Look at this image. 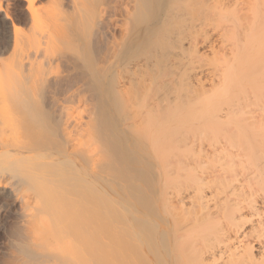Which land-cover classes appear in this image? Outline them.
Here are the masks:
<instances>
[{
	"label": "bare ground",
	"instance_id": "6f19581e",
	"mask_svg": "<svg viewBox=\"0 0 264 264\" xmlns=\"http://www.w3.org/2000/svg\"><path fill=\"white\" fill-rule=\"evenodd\" d=\"M25 1L30 2V0H25ZM140 1L142 4L146 3L145 0H144V2H143V0H140ZM146 1H148V0H146ZM148 3H150V2L148 1ZM148 3H146L144 7H146V5H148ZM155 3H157V2H155ZM157 5L160 6V4H157ZM161 5H163L164 10H166V15L164 18H166V16H167L168 22L172 20L171 23L173 22L172 23V25L174 24L173 27H175V29H177L176 33H174V39L177 40V41L176 40L175 41L180 46L188 44L189 46H192L194 48L193 45H195V49L192 48V50H196V51L194 53H192L186 59V62H185V60H183L184 64H182L183 62L180 63V69L181 70H182L181 64L184 67L188 63V65H189V67L187 68L188 71L192 67V70L189 73L187 72V69L182 70V71H185L186 73H188V75H189L188 76L187 74L182 73L183 76H185V75L188 76L189 81L187 79L186 80L188 82H190L191 84H193V87H192L193 89H191V90L188 87L189 85L186 86L185 85L186 83L184 84L186 87V90H188L187 96L190 97L191 94H194V93L197 95L196 90L198 88H199V90L201 89V91H203L202 93H205L204 91L207 90L208 86L205 87L204 85H208V84H205V82L209 80V83L211 82V85L209 84L210 86L208 88L209 89L213 88L212 89L213 92L215 91L218 93V100L217 101L221 102V105H223L222 104L223 100H225L224 103H226L227 101L232 102L235 99H237V102L239 104V106H236L234 104H229L230 106L228 105L226 107L227 108L226 112H225V110H222L225 112V113L223 112L224 115H222V111H220L221 105L218 106L217 105L218 102L216 104H213L212 112H210V115H208L206 117L201 116V115L198 116L197 122H195L194 124L191 125V127H189L190 130L192 129L191 131L188 128L187 129L186 128L181 129V130L184 129L183 132L182 131L180 132V133H183L182 134L183 137L181 138L182 135L179 136L180 138L177 137L178 138L176 140L177 142L174 140L175 139L174 135L171 138L168 135L169 139L166 137L168 134L167 132H169V134H173V132L176 133L177 126H175L173 123H171L168 127L164 128L162 131H160V134H159V132L154 134V138L152 136V138H153L152 142H154V144H157V146L156 145H154L155 147L153 146L154 147L153 151L156 155L157 153L159 154V151H162L161 145L163 146L165 143H166V145L163 146L164 147L163 150L165 149L166 153H168L167 151H169V152L173 151V147H172L173 145H175V146L177 145L180 148L182 144L179 145L178 143L182 140L184 141V139L186 140V138H184L186 132H190V133H187V134H189V136L193 134L192 131H194V134L195 133H197V134L202 133V135L198 134L197 136L195 134V136H196V138L194 136L195 139L192 137L193 135L191 136V139L193 138L197 142L194 140H192V142H191V140L190 141L188 140L190 145L192 144V147L194 149L191 148V146H189V149H188V145H189L188 141L186 142L187 145L183 144L184 148H187L188 150L191 149L190 150L191 152H193L192 151V149H193L196 152V154L194 153V155H193V157H194L193 159H192V155L190 153H188V154L191 155V157H189L188 154H184V152H183L184 148H183V150L173 151V154H174V152L175 153L177 152L179 157H183V159H179L177 157L178 156L177 153L175 154L176 156L173 155V157L172 156L171 157L170 156H168V157L161 156L160 157V155H162L160 153V155L158 157V158H160V160L162 158H163L162 160H164V158L168 160V161L164 160V161H166L165 162L166 164L163 162L164 166H163L162 160H161V165L163 166V171L160 172V174H158L159 173L158 172L157 173L158 175L156 174L157 178L159 176V179H160V180L158 179V181H160V182L157 183L158 186H160V190H159L157 199L155 200V203H154L155 207H153L162 213L161 218L164 222V225H166L165 228L163 230H161L165 236L164 237L165 239L162 238L164 240L163 241L164 246H163L162 242L160 241L162 246H163V251H165L164 252L165 256L161 259V260H163L161 262V264H264V98H263L264 97V0H162ZM147 7L149 9V6H147ZM156 8H157V6H156ZM2 9H3V7L0 5V11H2ZM28 10H29V8H28ZM140 10L142 11V8ZM151 11L148 10V14ZM137 12H140L139 8H138V10H136V16H134L135 18L138 17ZM144 12H145V10L143 11V13ZM130 15L131 14L128 15L129 19L131 18ZM144 16L147 17L146 14ZM5 17L7 19L11 18L9 16V14H5ZM145 17H143L142 19L140 17L141 21L144 20ZM126 19H128V17ZM134 20L136 21L137 19H134ZM147 20H151L150 17L148 19H146L145 21H147ZM138 22H140V21H138V20L136 21V23H135L136 26H138L137 25ZM143 23H145V22L143 21ZM161 23H163L162 25H160L162 27V26H165L166 24L164 25V23H167V22L163 21ZM140 24L141 23H139V25ZM14 26L15 25H13V28H14ZM160 26H158V29H161ZM126 28H125V31H127ZM131 28L128 30L130 32H132V31L134 32L133 29L131 31ZM162 28L165 29V27H162ZM139 29H140V27H139ZM223 29H225L227 32L218 31V30H223ZM122 30L124 31V29H122ZM155 30H157V29L155 28ZM14 31L15 32L17 31V27ZM138 31H139L138 33H140V30H138ZM148 31L149 30H147V32ZM124 32H120V34H122ZM153 32L155 34V31H153ZM138 33H136V34L138 36H140ZM216 33H218V34L213 36ZM224 33H226L227 35H225ZM158 34L160 35V33H158ZM124 35H126V34H124ZM159 35H157V38H154L153 40L157 39V41H158V39H159L158 37H160ZM120 36H122V35H120ZM154 36H152V37H154ZM125 37H123V38H125ZM199 38L203 44L198 42V41H200ZM212 38H213V40H212ZM139 40H141V39L139 38ZM6 42L8 43L7 47L10 48L12 46V41L7 40ZM228 42H230L229 45H228ZM141 43L142 42H139V44H141ZM147 43H150V42L147 41ZM198 43L202 44L204 48L202 47V45H201V47L203 49L206 48V51L208 49L210 52H212V55H214L213 56L214 61H213V58L211 59L212 63L210 61L207 62L208 64L206 62H205V64L202 63V61H203L202 57H204L202 54H205V51L204 52H201L202 50L199 51V49H201V47L200 48L197 47ZM143 44H146V43H142L141 46ZM226 45H228V47H231L230 48L231 51H230V53H228V54H230V57L226 56L227 53L223 54L221 52L222 50L224 52L223 48H225ZM138 46L136 45L135 49L133 50V51H135V53H138L137 50H140V48ZM147 46L150 49L151 45L147 44L144 47H147ZM217 46L219 47L218 49H216ZM137 47H138V49H137ZM144 47H141L144 49V50L141 49L142 52L145 50L146 51L149 50V49L147 50V48L145 49ZM228 47H226L227 50H228ZM226 48H225V52H228L229 50L226 51ZM8 50L9 49L7 48V51ZM143 53H146V52H143ZM1 54L3 55V53H1ZM129 69H131V67ZM125 70L127 72L128 69H125ZM125 70H122V71H125ZM49 71H50L49 69L47 71L42 70V72H40V74L38 73L39 75H41V76H39L40 79L43 77V81L46 84V85H43L44 87L46 86L43 91H41L43 88L42 89L40 88L41 89L40 91H38L37 89L35 91H33L34 89L30 90L27 88L29 90L28 91L27 89L24 88V90L20 89L19 91H13V92L9 91L7 93L0 92V187L5 186V188H7L10 191L8 194V196H9L8 200L7 199H6L7 201L4 200L5 202L9 203V200H11L10 203L13 205L14 204L18 205V203L20 204L19 210L17 211V213L12 212L13 216L16 220H15V222H13L12 226L9 227L11 229L9 232L10 237L9 236L8 237L12 238V240H13L12 241L13 243L10 241H9V243L10 244L12 243V245H13V246L10 245L12 247V250L15 249L14 252L12 251L13 255H14V253H16V250H17V253L19 252L20 255L22 253L23 255H25V257H27L30 260V264L31 263L32 264H69L68 259L66 257L67 251L69 253V251L72 252L74 248H77V250L76 249L75 250L78 253V251L80 250V249L78 250L79 247L82 246V247L86 248V246L84 244L89 245V243L92 242V239L89 240L88 237H86V235H87L86 231L88 232V230H86L87 228H85L86 227L85 225L87 223V222L85 223V220L86 219L88 220L89 219L88 217H90L94 223H96V221L98 222L100 220L103 221L100 217V215H102V214L99 213L98 210L102 211V209L106 210V208H107L109 211L112 208L113 212L112 213L108 212L109 214H112L111 216H113V214H115L114 213L115 208H116V211L119 210L118 207L114 206V203L111 204L112 200L110 201L111 198L108 199V197H107L108 204H106V206H104V208L98 209L99 206L100 207H103V206L98 205V202L96 203V201L94 200L95 198H93V196L91 197V195H89V193L91 192V189H92L89 186L91 184L88 185V188H91L90 192L88 191V189L86 190V184L88 183L87 179H86V171H87L86 170V163L90 162V160L88 161L89 158L92 159V163H93V158L99 155L98 154L95 156V154H94L93 158L89 157V156L93 155V154H90V150H92V151L94 150L93 152L96 153L99 148H102V147H104V145H106L105 144L106 141H108V140L110 141V136L108 138L106 136V134L103 132L102 128L100 131H99L100 128L95 129L96 130L95 133L97 134V136L94 135L95 133H93L94 132L93 128L99 127V125L97 123H94V122H98L99 124H100V122H102V124H103L107 121V126H106V124L105 125L100 124V126H102V127L104 126V128L106 126L109 128L108 124H110L109 123L110 121H109V119H106V121L104 119L108 116V114H106L107 115L106 117L104 114L103 118L101 117L102 118L101 119L99 116H101L104 112H102V114H101V112H99L98 116H97L98 118L96 119V121L95 120H89V122H92V124L90 123L91 124L90 125L87 122L84 125V120H83L82 115H80V112L78 110L73 115V110H74V109L72 110L73 107H68L69 104H67V103H66L67 104L66 106L61 104L60 97L62 96L61 94H63L62 88L60 89L61 90L60 92L58 89L61 82L58 80L60 82V84H59V82L56 79L52 78L51 77L52 71H50V73H49ZM28 72H30V71H28ZM28 72H27V75H29ZM31 72L37 73V71L35 72V70H32ZM126 72H123V73L125 74ZM32 73H30V74H32ZM129 74H130V72H129ZM33 75L37 76L36 74H33ZM49 75H50V77H49ZM119 75H120V73H119ZM35 76H34V78H35ZM120 77H124V76L120 75L119 79H120ZM205 77H206V80H205ZM37 78L38 77H36V79ZM121 80H124V79L121 78ZM34 81H35V79H34ZM116 81H118V79ZM110 82H113V81H110ZM113 83L117 85V82L116 83L113 82ZM113 83H112V85H113ZM123 83H124V81H123ZM123 83L122 82L120 83V81L118 82V84H121V85H123ZM126 83H128V82H126ZM112 85L111 86L109 85L111 87V90L113 88H115V90H116V85L113 86V88H112ZM125 85L126 84L124 83V86ZM211 86H213V87L210 88ZM61 87H63V85H61ZM121 87L123 88V86H121ZM185 87H183V88L185 89ZM214 87H215V89H214ZM106 88H107V86H106ZM120 88H118V89L120 90ZM122 88H121V90H122ZM183 88H182V92L184 91ZM202 88L205 90H202ZM31 89H32V87H31ZM124 91H125V89L123 90V92ZM185 91L182 94H187V93H185ZM110 92H112V91H110ZM115 92L117 93V90ZM115 92H112V93H115ZM120 92L121 91H118V93H120ZM189 92L190 93L192 92V93L189 95ZM207 92H208V90H207ZM210 92H211V90H210ZM118 93L116 94L117 96H119ZM251 95H253L254 97L252 98ZM179 96H180V94H179ZM183 96H184L183 98L185 99L186 95H183ZM62 97L65 98L64 96H62ZM106 97H107V95H106ZM112 97H114V94H112ZM188 97H186V99H185L186 102L190 100ZM63 98H62V100H63ZM118 98L120 99V96ZM118 98L114 97V99H118ZM119 99L117 102L118 104L116 103V101H114L115 103L113 102L115 105L116 104L118 105V108L121 107L120 106L121 102L119 101ZM182 100H180V103L182 102ZM169 101H170V99H169ZM172 101H171L172 103H175L176 102L175 98ZM177 101H179V99ZM193 101H189V102H193ZM171 102H169V104ZM10 103L12 104L11 107H10ZM62 103L65 104L64 101ZM206 103H208V102L206 101ZM206 103L204 102V104H206ZM235 104H237V103H235ZM174 105L170 106V107H173V109H174ZM158 106L160 107V105H158ZM192 106L194 107V105H192ZM199 106H201V105H199ZM231 106H234V107H231ZM113 107H114V105H113ZM197 107H198V105H197ZM197 107H194V109H192V108L191 109L194 111ZM210 107H211V105L209 104L208 108H210ZM76 108L78 109V107H76ZM115 108L117 109V106ZM182 108L180 110L183 111V109L185 107L183 109ZM163 109L160 108V110H161L160 112L157 111L158 108L154 110L155 115L157 114L156 119H159L158 118V116H159L158 112L162 116L163 114L165 115V112H167L166 110H168L169 113L171 111V110L169 111V107L166 108L165 110H163ZM178 109L179 108H177L176 110L178 111ZM120 110L122 111V109L120 108L118 110V113ZM78 112H79V114L76 115ZM171 112H173V111H171ZM187 112H191V111L188 109L185 112V114H187ZM81 113H83V112H81ZM115 113H117V112H115ZM180 113H182V112H180ZM183 113H184V111H183ZM120 114H122V113H120ZM185 114H184V116H185ZM96 115L97 114H95V116ZM95 116H94V119H95ZM123 117H125V116H123ZM91 118H93V117H91ZM190 118L187 121H190L191 120ZM122 119L123 118H121L120 120L122 121ZM151 119L152 118L150 115V121L149 122H151ZM160 120H161V118H160ZM163 120H164V118L162 119V121ZM172 120L173 119H171L170 122ZM185 120H186V118H185ZM155 121H153V122H155ZM183 121L181 120V123H183ZM187 121H185V122H187ZM85 122H86V120H85ZM172 122H174V120ZM86 124H87V127L91 128L93 130L86 128ZM126 124H128V123H126ZM126 124L123 127L129 128L128 125L126 126ZM132 125H134V127L132 126V131H130L131 129H128V130L130 132H133V129H134V131L136 132L139 129V127L137 126V124H132ZM135 125H136V128L138 127L137 130L135 129ZM164 125H166V123L163 124V127H164ZM86 129H89V132L90 131L92 132V136H91V132H90V134L87 133L88 131ZM223 129L225 132L222 131ZM173 130H175V131H173ZM178 130H180V128H178ZM204 130L205 131L209 130V132H213V133H215L214 130L216 132L219 131V135H220V133L221 134L224 133L223 135H221L223 138L221 136L218 137V138H220V141H217V142H216V139L218 140L217 137H214L216 139L210 138L211 140L210 139H207V140H209V142L210 141H212V142L208 143V141L205 139L208 136H205V134H203ZM97 131L99 133L101 132L100 133L101 135H102V133H104V135L102 137L99 136ZM117 131H119V130H117ZM139 131L140 130L137 131L136 135L138 133H139L138 135L141 134ZM170 131H173V132L170 133ZM105 132H106V130H105ZM111 132H112V130H111ZM108 133L110 134V131ZM120 133H121V131H120ZM133 133H131V134H133ZM180 133L178 131L176 134L180 135ZM204 133L207 134V132H204ZM16 134H18L19 138H20V136L22 137V141H20L19 139L18 140L16 139V137H17ZM109 134H107V135H109ZM11 135H13V138ZM162 135L165 139L161 138ZM217 135H215V136H217ZM9 136L11 138L10 141L8 140ZM86 136L88 139L86 138ZM95 136L98 137V139ZM113 136H114V134H113ZM140 136H139V138L144 140L143 137H140ZM159 136L162 139V142H161V139L159 138ZM200 136L202 139L204 138L203 141H201L202 139L199 138ZM92 137L96 138L97 142L95 140L94 141H95L96 145L98 144L97 147L95 145V148H97L96 151H95V148L90 149L92 147L90 145H94V141H92L93 140ZM103 137L107 138V139H103V142H102L101 139ZM130 137H132V136H130ZM197 137L199 138L200 141L197 140ZM115 138H117V136ZM134 138H137V137H134ZM146 138H148V137H146ZM158 138L160 139L159 143L161 142V144L155 143ZM14 139H16V141ZM86 139L87 140L90 139L93 144H91L90 140L86 142ZM117 139H116V141L120 140V139L119 140H117ZM148 139H145L144 141H146ZM163 139L165 142L163 141ZM189 139H190V137H189ZM104 140H105V142H104ZM111 140L113 142L114 139H111ZM137 140H138V138H137ZM126 141H127V139H126ZM166 141L168 143H171V142L172 143L176 142V143H173L172 146L170 145V147H169V145ZM221 141H224V142L222 143ZM89 142H90V145H86ZM204 142L206 143L208 148L210 146V148H209L210 151L207 148H205L206 146H204L205 145ZM213 142H216V143H213ZM141 143L143 144V145L142 144L141 145L144 146L145 144H149V140H148V143H146V142H145V144L143 142H141ZM196 143H199V146H196L197 148L195 147V145H198ZM207 143L210 145H208ZM99 144L101 145V147ZM115 144H116V142H115ZM119 144L121 145L122 142L121 143L119 142ZM119 144H116V147H115L116 151H114L117 153L119 152L118 155L122 152V151L120 152L121 147L119 146ZM136 144L137 143L135 142L134 145L136 146ZM138 144H137V146H138ZM107 145H108V143H107ZM107 145L105 146V148L107 147L106 150L109 149ZM123 145H124V142H123ZM152 145H153V143H152ZM167 145L169 148H172L171 151L169 150V148L166 149ZM183 145H182V147H183ZM86 146H90L88 151L86 150V148H88ZM158 146L161 147V148H158L159 151H157ZM138 147H140V146H138ZM144 147L148 148V145H146ZM118 148H119V151H117ZM176 148L179 149L178 147H175V149ZM110 149H111V147H110ZM205 149H207L208 152ZM125 150H127V149H125ZM125 150L123 152H125ZM130 150L131 149H129V151ZM143 150H145V149H143ZM146 150H149V149H146ZM92 151H91V153H92ZM102 151L104 152L105 150L102 148ZM102 151L100 150L99 152H102ZM142 151L141 152L138 151V152H140L142 154ZM105 152L103 153V155L105 154ZM110 152H111V150H110ZM126 152H128V151H126ZM132 152H128V153H124L123 155L120 154L119 156L118 155H116V156H118L121 160H124L122 158L125 156V154L126 155L129 153L132 154ZM102 153H100V154H102ZM108 153H109V150L107 151L106 156H104L106 158V160L102 159L103 157H100L101 159L98 157L101 161L97 159L100 162L99 163L97 161L98 165L104 164L103 166L100 165V166H102V168L99 166L100 167V170H99V167L97 166V162L95 163V165H96L95 167H98V168H94V169H98L100 172H101V169L102 170L104 169L105 172L104 171H102V172L105 173L104 175H106V177H107V174H106L107 170L105 168L109 167V166H107V165H110L108 163V161L110 162L112 160V159H110L111 158L110 156L112 154L108 155ZM133 153H135V152H133ZM216 153H219V156ZM220 153H224V154L220 155ZM146 154L149 157L148 153L145 152V156H146ZM181 154H183V155H181ZM134 155H133V158H134ZM139 155L140 154L138 153V155L135 157V159L138 160L139 158H137V157H139ZM185 155H187V157H185ZM205 156L207 157V159L209 158V160L212 161L211 163H213L216 159H220V157H221L220 160L223 162L216 160L217 163L221 162L222 164L219 163L220 164L219 168L216 167V169L211 170V168H213V166H211V165L208 166L210 164V162L207 165L205 164L206 162L203 164V162H204L203 160L205 159L204 158ZM215 156H218L219 158H216ZM118 157H115V158L119 159ZM129 157L130 156H128V158ZM131 157H132V155H131ZM188 157H189V159L187 160L188 162L187 161L186 162L189 163L190 159H192L191 162H193V163L190 162V164H187V168H186L187 170L183 174H186L188 172V165H191L189 167V171H190L189 173H191V169L193 170V168H191L192 166H194L193 164H197L198 165L197 167H199V168L201 165L202 166L201 168H206V169H205V171H204V169H202V171L200 169L199 174H197V172L194 173L193 171H192L193 172L192 175L187 173V179L188 180L184 179V182H181L183 179L182 180L180 179V181H179L178 175H180L179 177L183 178L182 172L184 170L180 169L179 166L184 165L183 168L185 169L186 162L184 164L183 161H185ZM213 157H215L214 160H213ZM223 157H224V160L222 159ZM124 158H126V157H124ZM173 158L176 159V162ZM120 159L118 161L121 162ZM127 159H125V162L123 161L125 164H126ZM172 159H173V161H172ZM130 160H131V158H130ZM147 160L148 159H146L145 164H146ZM169 160H171V161H169ZM180 160L181 161L183 160V161L181 162ZM95 161H96V159H95ZM140 161H142V162H140ZM140 161L139 160L136 161V166H137V162H140V164L144 163V159L142 160V158H141ZM149 161L150 160H148L147 163L153 167V165L151 163H149ZM104 162H107L106 163L107 165ZM120 162H118V163L121 164ZM131 162H133V161H131ZM167 162H169V163L174 162L173 166H172V164L170 165ZM178 162H180V164ZM90 163H89V165L94 164V163L93 164H90ZM127 163H130V162H127ZM176 163H178V164H176ZM217 163H214V164L219 165ZM114 164L116 165L117 163H114ZM114 164L112 162L111 163L112 166H110V168L113 167L112 169H114V167H115ZM174 165H175V168H177V167L179 168L177 170L182 171V172L181 173L179 172V174L178 173L175 174V172L177 170H175V168H173ZM139 166H137V168ZM206 166H208V168ZM24 167L30 168L29 169L30 171L27 174H24V171H22V169ZM91 167L93 168L94 166H91ZM124 167H120V169L122 170ZM126 167L129 170L130 167L128 168L127 165H126ZM126 167L124 168V170L126 169ZM142 167L143 166H141V169H143ZM168 167H169V169H168ZM171 167L175 170V171L172 170V171H174V173H172L170 171ZM194 167H196V166H194ZM131 168L134 169L135 165L132 166ZM137 168H136V170L140 169V168H138V169ZM214 168H215V166H214ZM145 169H147V168L145 167ZM208 169H210V171H212V172L210 173ZM149 170L151 171V169H149ZM206 170L209 172L208 174H206ZM108 171H110V170H108ZM140 171L141 170H139V172L137 171V174L139 173L138 175H140L142 172H144V171H141V173H140ZM88 172H89V170H88ZM111 172H110L111 174L108 173V175L110 176L109 178H112L111 175L113 174V171H111ZM127 172H128V174H130V170ZM127 172H126V174H127ZM131 172H132V169H131ZM152 172H154V170ZM98 173H96V175L94 174L95 177L93 175L94 179L96 178L97 180H103L105 176L98 174ZM133 173H135V172H132V174ZM146 173L147 172L143 173V175L145 176ZM91 174H92V172H91ZM149 174H151V172L148 173V175ZM130 175H129V177H130ZM138 175H137V177H138ZM116 176H118V174ZM120 176L121 175L119 173V177ZM131 176H133V175H131ZM144 176L142 178H144ZM150 176H151L149 178V179H151L150 182H149V179L146 182H147V185L149 183H150L149 185L152 184L151 186H148L151 189L150 188L147 189L145 186L144 187H145V189L148 190L147 194L149 193V195L151 196V194L153 192L151 194H150V192L154 188L152 186L154 185L153 182H154L155 178L153 177L154 178V180H153L152 174ZM184 176H186V175H184ZM188 176H189V178H188ZM133 177H131V178H133ZM109 178L107 177V179L105 178L104 180H106V182H109V181L111 182V180L114 178V176L111 180H109ZM115 178H117V177H115ZM122 178L125 179L123 181H126V182L128 180H130L128 178H127L128 180H126V176H124V175L122 176ZM96 179H95V181H97ZM140 179H141V176H140ZM116 180L113 179V181H116ZM113 181H112V183H114ZM132 181H138L137 186L140 185V183H139L140 180H137V178L135 180H132ZM126 182H124V184H126ZM143 182H142L143 185H146L144 180H143ZM115 183L113 184V188L116 186L117 187L119 186V185H117L118 183L117 184H115ZM133 183H134V185H135V183L137 184V182H133ZM121 184H123V183H121ZM124 184H123V186L121 185V187H124ZM132 184H131V186H134ZM169 184L170 185L173 184V187H172L173 189L170 188L171 186L169 187V189L173 190V191H170L169 189L166 188L169 186ZM91 186H93V185H91ZM108 186H109V183H108ZM110 186H112V185H110ZM129 186L130 185H128V189H130V190L133 189V187L130 186V188H129ZM118 188L120 189V186ZM95 189L97 190V188H95ZM95 189H93V190L96 191ZM124 189H127L126 185H125ZM166 189L169 192L166 191ZM4 190H6V189H4ZM98 190H99V192L102 191V190L100 191V189H98ZM111 190L114 191L113 189H111ZM136 190H137V188L135 190H132L130 192V194L131 193L133 194V191H136ZM126 191H129V190H126ZM142 191L146 192V190H142ZM121 192L123 194L124 190ZM138 192H140L139 187H138ZM144 192H142V194ZM87 193H88V195H87ZM97 193H98V191H97ZM112 193L117 195L116 194L117 192L116 193L112 192ZM119 193H120V191H119ZM136 193L137 192H135V195H139V193L138 194H136ZM92 194L94 195L93 191H92ZM100 194L101 193H99V196H100ZM147 194H145V195H147ZM155 194H156V192H155ZM135 195L134 196L132 195L130 198L131 200L129 199L128 201L132 202V199H133L132 197H135V198L137 197ZM152 195H154V194H152ZM99 196L97 198H99ZM123 196L125 197V194ZM123 196H122V199H123ZM129 196H127L125 198L128 199ZM88 197L90 200L93 199L92 200L93 201L92 206L94 207L95 212H93L91 210V205H88V204L86 205V203L89 201L87 199ZM94 197H95V195H94ZM103 197H105V195H103ZM118 197H120V196H118ZM141 197L143 198V196L140 195V198ZM104 199L105 198L100 199L101 202ZM113 199H114V197H113ZM120 199L118 198L119 202L122 200V199L121 200ZM150 199L153 201L152 198H150ZM138 200H139V202L142 201V200L140 201L139 198L137 200H134V201H138ZM128 201H125L126 203L124 205L129 204L127 206V208L130 209L131 208V205H130L131 202L128 203ZM94 202L96 205H94ZM122 202L124 203V201H122ZM122 202H120V203H122ZM91 203L92 202L90 201L89 204H91ZM145 203H146V201H145ZM140 204L141 203H139L137 205L142 206V204L141 205ZM151 204H153V203H151ZM103 205H105V204H103ZM108 205L113 206L114 209H113V207H108ZM86 206L87 207L90 206L89 208L91 211H89L86 208ZM134 206H135V204H134ZM146 206H148V205H146ZM143 207L145 208V205ZM95 208H97V213H99L100 215L98 214V216H96L97 213H96ZM122 208H125V207H122ZM146 208L148 209V207H146ZM86 210L89 211V213L87 212V214H86L85 213ZM125 210H128V209H125ZM136 210H138V206H137V209H135L133 212H135ZM148 210H146V211H148ZM143 211H144V209H142V211L139 210V212L136 211L138 213H135V214L138 215V214H140V212L142 214ZM117 212H118V215L120 213H122L121 211H117ZM133 212H131V214ZM94 213H96V215ZM102 213H103V211H102ZM144 213L147 214L148 212L144 211ZM152 213L154 214V209H153ZM158 213H155V214L157 215ZM85 214L86 215L90 214L91 216L88 215L87 218L85 219V216H86ZM92 214H94V215L92 216ZM149 214H150V212H149ZM149 214L145 215V216H149ZM103 215H105V212L103 213ZM118 215L116 214L114 216H117V218H119L118 221H120V224H124L123 221L128 220L126 218L127 215L125 216V219H123V220H122V218L124 217L125 214L124 215L121 214L122 217H118ZM142 215H140V216H142ZM158 215H160V213ZM158 215H157V218H158ZM94 216L98 217L99 220L96 219ZM129 216L130 215H128V218H129ZM134 216H136V215H134ZM134 216L132 217L133 221H135L134 219L136 218ZM113 217H110V218H113ZM150 217H152L151 214H150ZM60 219H63L62 220L63 222H61ZM154 219H156V218H154ZM139 220L146 221V219H142V218ZM149 220H151V219H149ZM110 221L109 222L107 221V223H110ZM115 221H116V219H115ZM121 221L123 223H121ZM142 221H140V222H142ZM147 221H148V219H147ZM151 221H153V220H151ZM156 221H157V219H156ZM112 222H114V221H112ZM100 223L103 224L105 222L103 221V223L102 222H100ZM137 223L138 222L136 220L134 224H137ZM147 223H149V222H147ZM147 223H146V225L149 226L150 224H147ZM96 224H97V226L99 225L98 223H96ZM134 224L132 227L125 224L124 226H128V229H125V230L128 231L130 228L134 227L133 229H135V231H136V229L139 228V226H141L142 230L144 228V232H146L147 230L150 231L153 229L151 227L152 229L149 230L148 228L150 226L148 228H147V226L142 227V225H140L141 223L138 224L139 226H137V227H135ZM160 224L161 223H159V225ZM87 225H91V224H87ZM108 225L109 224H107V227H105L104 225L103 226L105 228H108ZM110 225H112V224H110ZM97 226L95 227V231L97 230V233H95V234L98 237L94 234V235H92L93 238L94 237H96V238L101 237V236H99L100 231H98V230H100V225L98 226L99 229L97 228ZM88 227H90V226H88ZM122 227H123V225H122ZM122 227L120 226V228H122ZM155 227H154L153 232L150 231V232H152V234L157 232V229L155 231ZM9 228H8V230H9ZM109 228H111V227H109ZM63 229L67 231L66 235H64V236L62 234L65 233L66 231L62 232ZM160 229H162V228H160ZM111 230H113V229H111ZM139 230H140V228H139ZM139 230L137 229V231H139ZM161 231H160V233H161ZM108 232L109 231L107 229V231L105 233V229H104V234H107ZM123 232H125V231H123ZM123 232H121L120 234L118 232H117L118 234L108 233V235L103 234V236H105V237L108 236L107 240H109L108 238L110 237L109 236L110 234H111V236H112V234H114L115 236L121 235L119 238L123 237L124 240H123V238H121L122 239L121 241H123V242H125V238L129 239L130 241H131V239L134 240L133 239L134 237L132 235H134L135 233L130 234L131 235V239H130V236L127 234L129 231L126 233V235L128 237H125ZM129 233H131V232H129ZM141 233H143V231H140V233H139V235H141V237L146 236V237H144V241H145V239L147 238V235H142ZM146 233L148 234L149 232H146ZM59 234L62 236H60ZM101 234H102V230H101ZM149 234H150V236L152 235L151 233H149ZM155 234H157V233H155ZM89 235H91V234H89ZM114 235H113V238H114ZM118 236H116V237L118 238ZM150 236H148L149 239H150ZM161 236H162V234H161ZM85 237L90 242L88 240H86ZM89 237L92 238L91 236H89ZM105 237H104V239H105ZM152 237L155 239V237H159V236L157 235L154 237V235H152ZM119 238L117 239L118 241L120 240ZM153 238L149 240V242L153 240L151 243H149V242L146 243L147 246H148V244H150L149 246L152 247V246H154L152 244H155V245L157 244L154 242L157 240H154ZM147 239H146V241H147ZM160 239H161V237H160ZM117 240L114 238V241H115L114 243H116ZM129 240L127 241L128 242L127 244H128V247L131 251H129V250L128 251L132 254H134V253L137 254V252H135V249L134 250L132 249V248H135V246H137V245L134 246V244H132L133 242L132 241L130 242ZM98 241H101V239ZM112 241H113V239L110 241V243H112ZM123 242H122V244H123ZM134 242H135V240H134ZM140 242H142V241H140ZM94 243H95V241H94ZM118 243H121V242H118ZM92 244H93V242H92ZM141 245H144V244H141ZM96 246L98 247V245H96ZM96 246H94V247H96ZM109 246H110V244H109ZM116 246L119 247L118 244L115 245V247ZM124 246H125L124 248H119V249L124 250L125 252L123 251V253H126V250L128 249V247L125 244H124ZM50 247H52L53 251L50 249ZM55 247H56V249H53ZM142 247L140 248V246H138V250L139 249L143 250ZM48 248L50 249L51 252H48V250H47ZM88 248H89V246L87 247L86 251H88L90 249V248L89 249ZM111 248H114V246ZM148 248L146 247V250L144 249L145 251L148 250V253H151V252L154 253L155 249H157V247H155V248L153 247V249L150 252L149 251L150 249H148ZM9 249L11 250L10 247H9ZM96 249L97 248H95V250ZM107 250L108 249H106V251ZM142 250H140L138 252H141ZM158 250H156V251L158 252ZM81 251H82V249L80 250V252ZM104 251H105V249H104ZM115 251L120 252L116 249L114 250V252ZM93 252H95V253H93ZM93 252L92 253L94 254L93 255L94 258H92L93 259L92 261L95 260V257L98 254L96 251H93ZM111 252L112 251H110L111 255H112V253L114 254V252H112V253ZM144 253L146 254V252H141V254H143V257H145ZM159 253H160V251H159ZM19 254H17V255H19ZM107 254L110 256V254L108 252L106 253V255ZM117 254H119V253H117ZM136 254H134V256ZM156 254L157 253H154L155 256H156ZM160 254L157 257H160ZM23 255H21L20 257H22ZM82 255H79V256L82 257ZM128 255H129V257L126 255H124V256L128 257V259H130L131 256H130V254H128ZM138 255H139V253H138ZM120 256H121V254H120ZM141 256L142 255H140V258H141ZM91 257H92V255H91ZM100 257L98 258V260L100 259ZM105 257L106 256H104V258ZM125 257H121L122 258V259H120L122 262L121 264L124 263L123 258H125ZM15 258H16V256H15ZM22 258L24 259V257H22ZM151 258H150V260H151ZM23 259L19 260L20 263ZM144 259H147V258H144ZM153 259H152V261L156 260V259L155 260H153ZM96 260H97V258H96ZM134 260H136L134 262V264H139V263L141 264V261L140 262L137 261V257ZM138 260H139V258H138ZM150 260H148V262ZM19 261H18V263H19ZM87 261H90V260H87ZM106 261L107 260H105V262ZM133 261H132V263H133ZM5 262H7V264H8V260ZM148 262L143 261V264H145V263L147 264ZM16 263L17 262H15V264ZM24 263H25V261H24ZM26 263L29 264V261ZM74 263H76V262H74ZM93 263L100 264L98 262H93ZM106 263L110 264L109 260ZM117 263H120V261H118ZM149 263L151 264V262H149ZM111 264H113V263H111ZM156 264H157V262H156Z\"/></svg>",
	"mask_w": 264,
	"mask_h": 264
},
{
	"label": "rangeland",
	"instance_id": "374dc122",
	"mask_svg": "<svg viewBox=\"0 0 264 264\" xmlns=\"http://www.w3.org/2000/svg\"><path fill=\"white\" fill-rule=\"evenodd\" d=\"M148 1L150 2V3H148ZM148 1H146L145 0V2L146 3H148V5H146V7H144L145 6V4L143 3H141V1L140 0H30V2H28V1H25V0H0V5L3 7V9H2V11H0V52L1 53H3V55L0 53V92H4V93H7V92H13V91H19L20 89L22 90H24V88L25 89H30V90H33V91H35L36 89L38 90V91H40L42 88V90L41 91H43L44 89H45V87L43 86V85H46L45 84V82L43 81V77L40 79V77L39 76H41V75H39L40 74V72H42V70L44 71V70H50V71H52L51 72V77L52 78H54V79H56L57 81L59 80L60 82H61V84H60V82H59V84H60V88L58 87V89H59V92L61 91L60 89L62 88V93L63 94H61L62 96H64L65 98H63L62 96V98H63V100H62V98L60 97V99H61V104H63V105H67V104H69V106L68 107H73L72 108V110H73V115L75 114V112H77V110L80 112V115H82V118H83V120H84V125H85V123H91L92 124V122H89V120H95L96 121V119L98 118L97 116H98V113L99 112H101V114H102V112H104L101 116H99L100 118L102 117L103 118V115L105 114V117L107 116L106 114H108V116L106 117V118H104L105 119V121H106V119H109V123L110 124H108V126H109V128L108 127H106L107 126V121L105 122V123H103L102 124V122H100V124H102V125H105L106 124V126H105V128H104V126L102 127V126H100V124L98 123V122H94V123H97L98 125H99V127H96V128H93V129H91V128H89V127H87V124H86V128H89L90 130H93L94 132L93 133H95V129H99V131L101 130V128L103 129V132L106 134V136L109 138V136H110V141L108 140V141H106L105 142V140H104V142H105V144L107 145V143H108V150H109V153H108V155L109 154H112L110 157V159H112L110 162L108 161V163L110 164V165H107L106 163L107 162H104L107 166H109L108 168L106 167L105 169L108 171V170H110V171H106V174H107V177L109 178L110 176L108 175V173H110L111 171H113V174L111 175V177L113 178V176H114V178L113 179H117L116 181H113V179L112 178H109V180H111V182L109 181V182H106V180H104L105 178L107 179V177H106V175H104L105 173H103L102 171H104L105 172V170L103 169H101V172L99 171L100 170V167L102 168V166L104 165V164H100V165H102V166H100V165H98V160H100L101 158L100 157H103L102 159H105L106 160V158L104 157V156H106V153H107V151L108 150H106L107 149V147L105 148V146L106 145H104V147H102L105 151V154L103 155V151H102V148H99L98 150L100 151H102V152H99L98 150H97V152L96 153H94L92 150H90V154H93V155H91V156H89V157H92L93 158V156H94V154H95V156L96 155H98V156H96V157H94L95 159H96V161H95V159L93 158V163H92V159H88V161L90 160V162H88V163H86V179H87V184H86V190L88 189V191L90 192V189H91V192L89 193V195H91V197L93 196V198H95L94 200L96 201V203L98 202V205H101V206H103V207H100L99 206V208L98 209H100V208H104V206H106V204H108V199H110V201L112 200V202H111V204H113L114 203V206H116V207H118V209L119 210H117V211H121L122 213H120L119 215H118V212L116 211V208H115V214H113V216L114 215H118V217H122V215L121 214H125L124 215V217L122 218V220L123 219H125V216H126V218L129 220H127V221H123L124 222V224H120V221H118L119 220V218H117V216H111L112 214H109L110 212L112 213L113 212V210H112V208L108 211V209L106 208V210H103L102 209V211H103V213L105 212V215H103V213H102V211H100V210H98L99 211V213H101L102 215H100L99 213H97V208H95L96 209V213H97V215H96V213H94L96 216H98V214L100 215V217H101V219L105 222V223H103V221H96V223H98L99 225H100V230H98V231H100V235L99 236H101L100 238H96V237H94L93 238V236L92 235H94L95 233H97V230L95 231V227L97 226V224L96 223H94L93 222V220L90 218V217H88L89 219L87 220L86 218H87V216L88 215H90V214H88V215H86L87 214V212L89 213V211H93V212H95V210H94V207L92 206V204H93V199L92 200H90L89 199V197L87 198L89 201V203H90V201L92 202L91 204H89L88 202L86 203V205L88 204V205H91V210H90V206L89 207H87L86 206V208L89 210V211H87L86 210V216H85V223H86V227L85 228H87L86 230H88V232L86 231V233H87V235H86V237H88V239L89 240H91L92 239V242H93V244H92V242H90L86 237H85V239L86 240H88L87 242L89 243V245H87V244H84L85 246H86V248H84V247H79L78 248V250L80 249H82V251L80 252V250L78 251V253H77V248H72L73 249V251L72 252H70L69 251V253H68V251H67V253H66V257H67V259H68V262H69V264H95V263H93V262H98V263H100V264H108V263H106L108 260H109V262H110V264L111 263H113V264H121L122 262H121V260L120 259H122L121 257H125L124 255H126V256H128L129 257V255L128 254H130V256H131V258L130 259H128V257H125V258H123L124 260V263L123 264H131L132 263V261L137 257V261H141V264H143V261H147L148 262V260H150V258H151V260L149 261V262H151V264H156V262H157V264L159 263V264H161V262L163 261V260H161L164 256H165V251H163V246H164V240L163 239H165L164 237V234L162 233V231L161 230H163L164 228H165V226L166 225H164V222H163V220H162V218H161V212H159L158 210H156L155 208H153V207H155L154 206V203H155V200L157 199V196H158V193H159V190H160V186H158V184L157 183H159L160 181H158V179H159V176H158V178H157V175L158 174H160V172H162L163 171V166H164V164H163V162L165 163L166 161H164V160H167V159H165L164 158V160H162V164H163V166L161 165V160H160V158H158L159 157V155H160V153L162 154V155H160V157L161 156H164V157H168V156H172L173 157V155H175L176 153L174 152V154H173V151H179V150H183V148H184V145L183 144H186L187 145V141L189 140H191V142H192V140H194L195 138H196V136L199 134H197V133H195L196 134V136H195V134H194V131H192L193 132V136L192 135H190L189 136V134H187V133H190V132H186V134H185V137L184 138H186V140L184 139V141L182 140V141H180L178 144L180 145V144H182L183 145V147H182V145H181V147L179 148V146H175V145H173L172 146V144L173 143H176L177 141V139L178 138H180L179 136H181L183 133H180L181 131L183 132V130H181L182 128H188L189 129V127H191V125L192 124H194L195 122H197V117L198 116H208V115H210V112H212V106H213V104H216L217 102V105L218 106H220L221 105V102H219V101H217L218 100V93L217 92H213V86H211L210 88H212V89H209L208 87L211 85V82L209 83V80L208 81H206L205 82V84H208V85H204L205 87L206 86H208L207 87V90H208V92H207V90L206 91H204L205 93H202L203 91H201V89L199 90V88L196 90V93H197V95L194 93V94H191L190 92H189V95L191 94V96L190 97H188L187 95H188V90H186V87H185V85L186 86H188L189 87V89L191 90V89H193L192 87H193V84H191L190 82H188L189 81V79H188V73L189 72H191V70H192V67H191V69H189V71H188V67H189V65H188V63H187V65H185L184 67H183V65L182 64H184V61L183 60H185V62H186V59L192 54V53H194L196 50H192V46H189L188 44H185V45H183V46H180L176 41V39H174V33H176V31H177V29H175V27H173L174 26V24L172 25V23H171V21H169L168 22V18H167V16H166V18H164L165 17V15H166V10H164V7H163V5H161V3H162V0H148ZM160 1V2H159ZM143 2H144V0H143ZM155 2H157V3H155ZM157 4H160V6L159 5H157ZM140 5V6H139ZM143 5V6H142ZM152 7H151V6ZM147 6H149V9H148V7ZM156 6H157V8H156ZM28 8H29V10H28ZM138 8H139V11L140 12H137V16L139 17H134V16H136V10H138ZM142 8V11L140 10ZM145 8V9H144ZM152 11H151V10ZM145 10V14H146V16L147 17H145L144 15V13H143V11ZM147 10V11H146ZM148 10L149 11H151V12H149V14L151 15H149L148 14ZM127 12V13H126ZM142 12V13H141ZM160 12V13H159ZM139 13V14H138ZM154 13V14H153ZM5 14H9V16L12 18H10V19H7L6 17H5ZM129 14H131L130 16H131V18L129 19ZM144 14V15H143ZM148 14V15H147ZM145 17L144 18V20H142L141 21V19L143 18V17ZM150 17V19L151 20H147V21H145L146 19H148L149 17ZM128 17V19L130 20H128V19H126ZM140 17H141V19H140ZM156 17V18H155ZM6 18V19H5ZM164 18V19H163ZM134 19H137L138 21H140V22H138V26L140 27V29H139V27L138 26H136V21L134 20ZM166 19V20H165ZM128 20V21H127ZM170 20V19H169ZM127 21V22H126ZM135 21V22H134ZM143 21L145 22V23H143ZM163 21H166L167 23H164V25L165 26H162V27H165V29L164 28H162L160 25H162L163 23H161V22H163ZM149 22V23H148ZM14 23V24H13ZM139 23H141L140 25H139ZM171 23V24H170ZM143 24V25H142ZM13 25H15L16 27H17V31L15 32L14 30L16 29V27L14 26V28H13ZM168 25V26H167ZM158 26H160L161 27V29H158ZM123 27V28H122ZM127 27V28H126ZM132 27V28H131ZM159 27V28H160ZM125 28H126V30L127 31H125ZM131 28V31H132V29L134 30V32L132 31V32H130L128 29H130ZM144 28V29H143ZM155 28L157 29V30H155ZM122 29H124V31L122 30ZM149 30L148 32H147V30ZM154 29V30H153ZM222 29V28H221ZM138 30H140V33H138L139 31ZM142 30V31H141ZM144 30V31H143ZM155 31V34H154V32L153 31ZM159 30V31H158ZM163 30V31H162ZM152 33H151V32ZM161 31V32H160ZM218 31H220V32H227L225 29H223V30H218ZM120 32H124V33H122V34H120ZM127 32V33H126ZM146 32V33H145ZM219 32V33H220ZM129 33V34H128ZM136 33H138L140 36H138ZM145 33V34H144ZM158 33H160V35L158 34ZM124 34H126V35H124ZM218 33H216V34H214L213 36H215V35H217ZM223 34V33H222ZM225 35H227L226 33H224ZM120 35H122V36H120ZM129 35V36H128ZM155 35V36H154ZM157 35H159L160 37H158L159 39H158V41H157V39H155V40H153L154 38H157ZM224 35V36H225ZM126 36V37H125ZM151 36V37H150ZM152 36H154V37H152ZM123 37H125V38H123ZM132 37V38H131ZM139 38L141 39V40H139ZM152 38V39H151ZM216 38V37H215ZM134 39V40H133ZM148 39V40H147ZM150 39V40H149ZM12 41V46L9 48V47H7L8 46V43L6 42V41ZM129 40V41H128ZM152 40V41H151ZM176 40V41H175ZM199 40H200V38H199ZM212 40H213V38H212ZM147 41L148 42H150V43H147ZM157 41V42H156ZM7 44H6V43ZM126 42V43H125ZM139 42H142V43H146V44H143L142 46H141V44H139ZM153 44H152V43ZM198 42H200V43H202L201 42V40L200 41H198ZM200 43H198V45H197V47H201V45L203 44H200ZM227 43V42H226ZM229 43L230 42H228V45H229ZM131 44V45H130ZM147 44H150L151 45V47H150V49L148 48V46L147 47H144V46H146ZM200 44V45H199ZM136 45L140 48V50H137L138 51V53H135V51H133L134 49H135V47H136ZM228 45H226V47H228ZM144 47L145 49L147 48V50L148 51H143V52H146V53H143L142 51H141V49L142 50H144L143 48H141V47ZM194 46V48L193 49H195V45H193ZM138 47H137V49H138ZM202 47H203V45H202ZM201 47V49H199V51H201V52H204L205 51V54H202L204 57H202L203 59V61H202V63L203 64H205V62L207 63V62H211V59L213 58V61H214V55H212V52H210L208 49H207V51H206V48L205 49H203ZM225 47V48H226ZM7 48L9 49L8 51H7ZM219 47L217 46V48L216 49H218ZM225 48H223L224 49V52H225ZM231 47H228V50H227V48H226V51H228V52H223V50L221 51L223 54H226V56L227 57H230V54H228V53H230V51H231V49H230ZM136 51V52H137ZM200 52V53H201ZM135 53V54H134ZM181 62H183L182 64H181V68H182V70H186L187 69V72L188 73H186L185 71H182L181 69H180V63ZM212 63V62H211ZM208 64V63H207ZM126 65V66H125ZM128 65V66H127ZM51 67V68H50ZM131 67V69H129ZM46 68V69H45ZM125 69H128L127 70V72H126V70ZM32 70H35V72L37 71V73H32L31 71ZM122 70H125V71H122ZM130 70V71H129ZM28 71H30V72H28ZM39 71V72H38ZM50 71H49V73H50ZM27 72H28V74L29 75H27ZM34 72V71H33ZM123 72H126L125 74L123 73ZM129 72H130V74H129ZM180 72V73H179ZM30 73H32V74H30ZM39 73V74H38ZM119 73H120V75H122V76H124V77H120V79H119ZM182 73H185V74H187V75H185V76H183V74ZM33 74H36L37 76H35V75H33ZM43 74V73H42ZM132 74V75H131ZM30 76V77H29ZM34 76H35V78H34ZM33 79H32V78ZM36 77H38L37 79H36ZM49 77H50V75H49ZM121 78L122 79H124V80H121ZM204 78V77H203ZM34 79H35V81H34ZM118 79V81H116ZM144 79V80H143ZM188 81H187V80ZM205 80H206V77H205ZM42 83H41V82ZM110 81H113V82H117V85L116 84H114L113 82H110ZM120 81V83L122 82L123 83V81H124V83L126 84L125 86H124V83H123V85H121V84H118V82ZM128 82V83H126V82ZM204 82V81H203ZM35 83V84H34ZM63 83V84H62ZM111 83V84H110ZM112 83H113V85H112ZM186 83V84H185ZM193 83V82H192ZM182 84V85H181ZM185 84V85H184ZM210 84V85H209ZM61 85H63V87H61ZM112 85V88H113V86H115L116 85V90H117V93H118V91H121L120 93H118V95L120 96V99L118 98L119 96H117L116 94V90H115V88H113L112 90H111V87L110 86ZM106 86H107V88H106ZM121 86H123V88L125 89V91L123 92V88L121 87ZM31 87H32V89H31ZM37 87V88H36ZM122 88V90H121V88H120V90L118 89V88ZM127 87V88H126ZM183 87H185V89L183 88ZM187 87V88H188ZM39 88V89H38ZM41 88V89H40ZM181 88V89H180ZM182 88H183V90L185 91V93H187V94H182L183 92H182ZM204 88V87H203ZM202 88V90H205V89H203ZM27 89V90H28ZM57 89V90H58ZM214 89H215V87H214ZM210 90H211V92H210ZM29 91V90H28ZM110 91H112V92H115V93H112V92H110ZM107 92V93H106ZM207 92V93H206ZM112 94H114V97L115 98H118L119 99V101L121 102L119 105L121 106L120 108L122 109V111L120 110L119 111V113H118V110L120 109V108H118V99H114V97H112ZM179 94H180V96H179ZM106 95H107V97H106ZM183 95H186V97H188L190 100L189 101H193V102H189V101H187L186 102V97H185V99L183 98L184 96ZM252 96V98L254 97L253 95H251ZM67 97V98H66ZM179 99V101H177L178 99ZM193 99H192V98ZM114 100H113V99ZM175 98V100H176V104L175 103H172L173 101V99ZM183 100H182V99ZM196 98V99H195ZM251 98V97H250ZM264 98V97H263ZM169 99H170V101H169ZM192 99V100H191ZM180 100H182V102L180 103ZM65 102V104L64 103H62V102ZM68 101V102H67ZM114 101H116V105L114 104L115 102ZM172 101V102H171ZM206 101L208 102V103H206ZM114 102V103H113ZM169 102H171L170 104H169ZM204 102L206 103V104H204ZM225 102V100H223V102H222V104L223 105H221L220 106V111H222V110H225V112H226V107L229 105V104H234V105H236V106H239V104H238V102H237V99H235V100H233L232 102L231 101H227L226 103H224ZM12 103V102H11ZM10 103V107H11V104ZM67 103V104H66ZM159 103V104H158ZM235 103H237V104H235ZM261 103V102H260ZM175 104V105H174ZM182 104V105H181ZM188 104V105H187ZM203 104V105H202ZM211 105V107L210 108H208V105ZM262 104V103H261ZM113 105H114V107H113ZM158 105H160V107L158 106ZM168 105V106H167ZM174 105V109H173V107H170V106H173ZM178 105V106H177ZM186 105V106H185ZM192 105H194V107H197V105H198V107L193 111L192 109H194V107L192 106ZM199 105H201V106H199ZM117 106V109L115 108ZM164 106V107H163ZM177 106V107H176ZM193 108H192V107ZM230 106V105H229ZM235 106V107H236ZM76 107H78V109L76 108ZM106 107V108H105ZM169 107V111L171 110V111H173V112H171L170 111V113L168 112V110H166L167 112H165V115L163 114L162 116H161V114L159 113L161 110H160V108L161 109H163V110H165L166 108H168ZM184 109H183V108ZM222 107V108H221ZM231 107H234V106H231ZM158 108V110L157 111H159L158 112V118L159 119H156L157 117V114L155 115V112H154V110L155 109H157ZM171 108V109H170ZM177 108H179L178 109V111L176 110ZM183 109V111H184V113H183V111L182 110H180V109ZM192 108V109H191ZM219 108V107H218ZM225 108V109H224ZM71 109V108H70ZM190 110L191 112H187V114H185V112L187 111V110ZM103 110V111H102ZM117 110V111H116ZM109 111V112H108ZM79 112L76 114V115H78L79 114ZM81 112H83V113H81ZM115 112H117V113H115ZM154 112V113H153ZM180 112H182V113H180ZM224 111H222V115H224V113H223ZM120 113H122V114H120ZM157 113V112H156ZM162 113V112H161ZM167 113V114H166ZM180 113V114H179ZM84 114V115H83ZM95 114H97L96 116H95ZM178 114V115H177ZM184 114H185V116H184ZM221 114V113H220ZM75 115V116H76ZM100 115V114H99ZM150 115H151V122H149L150 121ZM169 115V116H168ZM191 117H189V116ZM84 116V117H83ZM94 116H95V119H94ZM123 116H125V117H123ZM161 116V117H160ZM184 116V117H183ZM91 117H93V118H91ZM149 117V118H148ZM164 118V120L162 121V119ZM91 118V119H90ZM99 118V119H100ZM101 118V119H102ZM121 118H125L124 120L122 119V121L120 120ZM160 118H161V120H160ZM167 120H166V119ZM185 118H186V120H185ZM191 119L190 121H187L188 119ZM103 119V120H104ZM148 121H147V120ZM171 119H173L174 120V122H170V120ZM85 120H86V122H85ZM113 122H112V121ZM156 120V121H155ZM166 120V121H165ZM181 120L183 121V123H181ZM98 121V120H97ZM100 121V120H99ZM153 121H155V122H153ZM161 121V122H160ZM168 121V122H167ZM180 121V122H179ZM185 121H187V122H185ZM104 122V121H103ZM149 122V123H148ZM115 123V124H114ZM126 123H128V124H126ZM131 123V124H130ZM166 123V125H164V127H163V124H165ZM169 123V124H168ZM171 123H173L175 126H177V129H176V133L179 131V133H180V135H177L175 132H173V131H175V130H173V131H170V133L171 132H173V134H169V132H167L168 134H167V138L170 136V138L171 137H173V135H174V140L176 141V142H171V143H168L167 141V143H168V145H169V147H170V145L173 147V151H171L172 150V148H169L168 147V145H167V148L166 149H168L169 148V150L171 151V152H169V151H167L168 153H166L165 152V149L163 150V146L164 145H166V143L162 146L161 145V147L160 146H158L157 147V149L158 148H161V150L162 151H159V149L157 150V151H159V154L157 155H155V153H154V145H156L157 146V144H154V142H152L153 141V138H154V134H156V133H158L159 132V134H160V131H162L164 128H166V127H168ZM180 123V124H179ZM90 124V125H91ZM96 124V125H97ZM125 124H126V126L128 125V127L129 128H125V127H123V126H125ZM131 126H130V125ZM132 124H137V126L139 127V129H138V127L136 128V125H135V129L137 130H140L139 132L141 133L140 135H136V133H137V131L135 132L134 131V129H133V132H130V131H132V126L134 127V125H132ZM95 125V124H94ZM93 125V126H94ZM91 127V126H90ZM108 128V129H107ZM117 128V129H116ZM178 128H180V130H178ZM89 129H86L88 132L87 133H89L90 134V132H89ZM110 129V130H109ZM114 129V130H113ZM128 129H131L130 131L128 130ZM105 130H106V132H105ZM111 130H112V132H111ZM117 130H119V131H117ZM178 130V131H177ZM190 130V129H189ZM192 130V129H191ZM190 130V131H191ZM110 131V134L108 133ZM120 131H121V133L123 134H121L120 133ZM129 131V132H128ZM223 132H225L224 131V129L222 130ZM98 132V131H97ZM191 132V133H192ZM204 132H207V134L206 133H204ZM214 132L215 133H213V132H209V130L208 131H203V134H205V136H208L207 138H205L206 140L207 139H210V138H214V137H220L221 135H223V134H221L220 133V135H219V131H215L214 130ZM19 133V132H18ZM101 133V132H100ZM99 132H98V134H99V136H103L104 135V133H102V135L100 134ZM131 133H133V134H131ZM107 134H109V135H107ZM113 134H114V136H113ZM116 134V135H115ZM135 134V135H134ZM158 134V135H159ZM201 135H202V133H200ZM199 134V135H200ZM219 136H218V135ZM17 135V137H16V139L18 140H20V141H22V137L20 136V138L18 137V134H16ZM15 135V136H16ZM21 135V134H20ZM94 135H96L97 136V134L95 133ZM143 135V136H142ZM169 135V136H168ZM176 135V136H175ZM215 135H217V136H215ZM12 136V138H13V135H11ZM88 136V135H87ZM87 136H86V138H87ZM91 136H92V132H91ZM95 136V137H96ZM113 136V137H112ZM117 136V138H115ZM121 136V137H120ZM126 136V137H125ZM130 136H132V137H130ZM139 136L140 137H143V139L145 140V139H148L149 140V144H145V142L146 143H148V140H146V141H144V140H142V139H140L139 138ZM152 136H153V138H152ZM156 136V135H155ZM190 137V139H189V137ZM191 136L194 138V136H195V138L193 139H191ZM90 137V136H89ZM123 137V138H122ZM134 137H137L138 138V140H137V138H134ZM146 137H148V138H146ZM158 137V136H157ZM156 137V138H157ZM178 137V138H177ZM183 137V135L181 136V138ZM188 137V138H187ZM222 137V136H221ZM9 139V141L11 140V138H10V136L8 137ZM15 138V137H14ZM91 138V137H90ZM97 139H98V137H96ZM96 138H93L92 137V141H96ZM159 138H160V136H159ZM157 139L156 140V142L155 143H159V141H160V139L161 138H164L163 137V135H162V137L160 138V139ZM166 138V139H167ZM200 139H202L201 138V136L199 137ZM199 138L197 137V140H199ZM223 138V137H222ZM221 138V139H222ZM7 139V138H6ZM16 139H14L15 141H16ZM88 139V138H87ZM86 139V142L87 141H89V140H87ZM101 139V138H100ZM103 139H107V138H102L101 139V141L103 142ZM111 139H114L113 140V142H112V140ZM116 139L117 140H119V141H116ZM125 139V140H124ZM126 139H127V141H126ZM135 139V140H134ZM165 139V138H164ZM164 139H163V141H164ZM169 139V138H168ZM204 139V138H203ZM203 139L201 140V141H203ZM214 139H216V138H214ZM133 140V141H132ZM137 140V141H136ZM173 140V139H172ZM171 140V141H172ZM173 140V141H174ZM205 140V141H206ZM211 140V139H210ZM95 141H94V145H90V142H91V140H90V142L88 143V144H86V145H90V146H92L90 149H94L95 148V145H96V143H95ZM100 141V140H99ZM155 141V140H154ZM189 141H188V149H189V146H191V148H193L192 147V144L190 145V143H189ZM194 141H196V140H194ZM193 141V142H194ZM200 141V140H199ZM208 141V143H211L212 141H210L209 142V140H207ZM206 141V142H207ZM217 141H220V138H218V140L216 139V142ZM97 142V141H96ZM101 142V143H102ZM112 142V143H111ZM115 142H116V144H119V142L121 143L122 142V144L120 145L119 144V146L121 147V150H120V154H124V153H128V152H135V153H133L132 152V154L131 153H129V154H125V156L124 157H126V158H122V159H124V160H121L118 156L120 155H118V153L117 152H114V151H116V144H115ZM123 142H124V145H123ZM135 142L138 144V146H142L143 144L141 143V142H143L145 145L144 146H146V145H148V148H146V147H144V146H142L141 148L140 147H138L137 146V144H136V146L134 145L135 144ZM161 142H162V139H161ZM161 142L159 143V144H161ZM165 142V141H164ZM197 142V141H196ZM216 142H213V143H216ZM222 143L224 142V141H221ZM152 143H153V145H152ZM205 143V142H204ZM207 143V144H208ZM91 144H93L92 142H91ZM103 144V143H102ZM129 144V145H128ZM142 144V145H141ZM196 144H198V145H195V147L196 146H199V143H196ZM98 145V144H97ZM97 145H96V147H97ZM100 145V144H99ZM114 145V146H113ZM194 145V144H193ZM204 145V144H203ZM208 145H210V144H208ZM90 146H86V147H88V148H86V150L88 151L89 150V147ZM94 146V147H93ZM125 146V147H124ZM127 146V147H126ZM154 146V147H153ZM178 147L179 149H175V147ZM204 146H206L205 148H207L209 151H210V146H209V148H208V146L206 145V143H205V145ZM100 147H101V145H100ZM110 147H111V149H110ZM124 147V148H123ZM144 147V148H143ZM197 148V147H196ZM96 149L97 148H95V151H96ZM114 149V150H113ZM125 149H127V150H125ZM129 149H131L130 151H129ZM138 149V150H137ZM141 149V150H140ZM143 149H149V150H143ZM187 148H184V154H188V153H190L191 155H192V159L194 158L193 157V155H194V153L196 154V152L192 149V151L193 152H191L190 150H186ZM207 149H205L207 152H208V150ZM110 150H111V152H110ZM125 150V152H123ZM135 150V151H134ZM143 150V151H142ZM196 150V149H195ZM91 151H92V153H91ZM117 151H119V148H118V150ZM126 151H128V152H126ZM137 151V152H136ZM138 151H142V154L140 153V152H138ZM187 151V152H186ZM99 152V153H98ZM145 152L146 153H148V155H149V157L147 156V154H146V156H145ZM89 153V152H88ZM100 153H102V154H100ZM116 153V154H115ZM138 153L140 154L139 155V157H137V158H139L138 160L140 161V159L142 158V160L144 159V163H142V164H140V162H142V161H140V162H137V166H139L138 168H140L139 170H141V171H144V172H142L141 173V171H140V175H138L137 174V171L139 172V170H136V168H137V166H136V161H138L137 159H135V157L138 155ZM144 153V154H143ZM150 153V154H149ZM89 154V155H90ZM136 156H135V155ZM218 156H219V153H216ZM215 154V155H216ZM221 154H224V153H220V155ZM88 155V154H87ZM103 155V156H102ZM114 155V156H113ZM116 155H118V156H116ZM131 155H132V157H131ZM133 155H134V158H133ZM177 155H178V153H177ZM181 155H183V154H181ZM191 155H189L188 154V156L189 157H191ZM213 155V154H212ZM128 156H130L129 158H128ZM157 156V157H156ZM176 156V155H175ZM218 156H215L216 158H219ZM100 159H99V158ZM108 157V156H107ZM115 157H118L120 160H121V162L120 161H118L119 159H116ZM141 157V158H140ZM179 159H183V157H179V155L177 156ZM176 157V158H177ZM185 157H187V155H185ZM189 157L185 160V161H183V163L185 164V162L189 159ZM215 157H213V160H214V158ZM129 160H128V159ZM130 158H131V160H130ZM152 158V159H151ZM205 158V159H204ZM203 159V164L205 163L206 165L210 162V164L208 165V166H213V168H211V170L212 169H216V167L217 168H219L220 167V164H222L221 162H223V161H221L220 159H221V157H220V159H216L217 161H221V162H218L217 163V161L215 160L213 163H211L212 161H210L209 160V158L207 159V157L205 156ZM98 159V160H97ZM109 159V160H110ZM125 159H127V161H126V164L124 163L125 162ZM146 159H148V160H150L149 161V163H151L152 165H153V167L151 166V165H149L147 162H148V160H147V162H146V164H145V161H146ZM170 159V158H169ZM174 160H175V162H176V159L175 158H173ZM173 159H172V161H173ZM192 159H190V162H191V160ZM212 159V158H211ZM223 160H224V157L222 158ZM108 160V159H107ZM115 162H114V161ZM136 160V161H135ZM95 161V162H94ZM98 161V162H97ZM101 161V160H100ZM124 161V162H123ZM131 161H135L134 163L133 162H131ZM168 161V160H167ZM169 161H171V160H169ZM181 161V160H180ZM181 161V162H182ZM97 162V166L99 167V170L98 169H94V168H98V167H95L96 165H95V163ZM103 162V161H102ZM113 162V164L114 163H117L116 165H115V167H114V169H112L113 167H111L110 168V166H112L111 165V163ZM118 162H120L121 164H119ZM127 162H130V163H127ZM188 162V161H187ZM186 162V164H185V169L183 168V166H179L180 167V169H183L184 171L182 172V171H179V170H177V169H179L178 167L177 168H175V165H174V167L173 168H175V170H177L176 172H175V174L176 173H178L179 174V172L181 173L182 172V175H183V178L182 177H179L180 175H178V180L180 181V179L182 180L181 182H184V179L186 180L187 179V173L188 174H190V175H192V173L194 172H197V174H199L200 173V169H201V171H202V169H204V171H205V169L206 168H201L202 166L200 165V168L199 167H197L198 165L197 164H193L194 166H196V167H194V166H192L191 168H193V170L191 169V173H189L190 171H189V167L191 166V165H188V172L186 173V174H183L184 172H186V168H187V164H190V162L189 163H187ZM89 163L90 164H93V165H89ZM100 163V162H99ZM133 163V164H132ZM167 163H169V162H167ZM174 163V162H173ZM173 163H169L170 165L172 164V166H173ZM179 164H180V162H178ZM178 163H176V164H178ZM182 163V164H183ZM191 163H193V162H191ZM214 163H217V164H219V165H216V164H214ZM120 166H119V165ZM148 164V165H147ZM166 164V163H165ZM181 164V165H182ZM202 164V165H203ZM88 165V166H87ZM105 165V166H106ZM113 165V166H114ZM126 165L128 166V168H129V170H130V174L131 175H133V176H131L130 174H128V172L127 171H129L128 169H127V167H126ZM130 165V166H129ZM135 165V170L133 169V168H131L132 166H134ZM91 166H94L93 168L91 167ZM126 167V169L124 170V168ZM141 166H143L142 168L144 169H141ZM149 168H148V167ZM204 166V165H203ZM208 166H206L207 168H208ZM214 166H215V168H214ZM119 167V168H118ZM120 167H124L122 170L120 169ZM145 167L147 168V169H145ZM152 167V168H151ZM156 167V168H155ZM137 168V169H138ZM172 167H171V169H170V171L172 172V173H174V169H173ZM196 170H195V169ZM30 168H28V167H24L23 169H22V171H24V174H27L30 170H29ZM94 169V170H93ZM131 169H132V172H135V173H133L132 174V172H131ZM149 169H151V171L149 170ZM168 169H169V167H168ZM88 170H89V172L91 171L92 172V174H91V172L89 173L88 172ZM125 172H124V171ZM134 170V171H133ZM149 170V171H148ZM154 170V172H152ZM157 170V171H156ZM172 170H174V171H172ZM209 170V172L211 173L212 171H210V169H208ZM95 171V172H94ZM116 171V172H115ZM118 171V172H117ZM193 171V172H192ZM199 171V172H198ZM36 172V171H35ZM34 172V173H35ZM89 174H88V173ZM94 172V173H93ZM99 172V173H98ZM115 172V173H114ZM126 172H127V174H126ZM145 172H147L146 174H145V176L143 175V173H145ZM151 172V174H152V179L154 180V178H155V180H154V182H153V186L152 187H154L153 189L155 190H153L152 189V191L150 192V194L152 193V194H154V195H152L151 194V196L149 195V193L147 194V189H149L150 187H148V186H151V185H147V182L146 181H148V179L151 177L150 175L151 174H149L148 175V173H150ZM159 172V173H158ZM207 170H206V174H208L209 173ZM96 173H98V174H101V175H103V176H105L104 177V179L103 180H97L96 178V180L98 181H95V179H94V177H95V175H96ZM112 173V172H111ZM110 173V174H111ZM119 173H120V177H119ZM123 173V174H122ZM126 175H125V174ZM158 173V174H157ZM95 174V175H94ZM118 174V176H116V175ZM138 175V177H137V175ZM157 174V175H156ZM89 177H88V176ZM92 175V176H91ZM93 175H94V177H93ZM126 176V180H128V179H130V180H128L127 182L126 181H123V180H125V179H123L122 178V176ZM129 175H130V177H129ZM144 176V178H142L143 176ZM154 175V176H153ZM184 175H186V176H184ZM91 176V177H90ZM140 176H141V179H140ZM115 177H117V178H115ZM129 177V178H128ZM131 177H133V178H131ZM137 178V180H140L139 181V183H140V185L139 186H137L138 185V181H132V180H135L136 178ZM154 177V178H153ZM186 177V178H185ZM125 178V177H124ZM128 178V179H127ZM135 178V179H134ZM147 178V179H146ZM188 178H189V176H188ZM90 180V181H89ZM142 180V181H141ZM143 180L145 181V184L146 185H143ZM150 180L151 179H149V182H150ZM160 180V179H159ZM188 180V179H187ZM103 181V182H102ZM105 181V182H104ZM108 181V180H107ZM112 181L115 183V184H117V185H119L120 186V189L116 186V187H114L113 188V184L114 183H112ZM123 181V182H122ZM133 183V182H137V184L135 183V185H134V183L132 184L131 182ZM90 182V183H89ZM124 182H126V184H124ZM129 182V183H128ZM143 182V183H142ZM108 183H109V186L110 185H112V186H108ZM112 183V184H111ZM121 183H123L124 184V187H121V185L123 186V184H121ZM128 183V184H127ZM89 184H91V185H93V186H91V185H89ZM131 184L132 185H134V186H131ZM88 185L91 187V188H88ZM125 185H126V188L127 189H124L125 188ZM128 185H130L131 187H133V189H128ZM95 186V187H94ZM107 189H105L104 187ZM130 186H129V188H130ZM143 186V187H142ZM147 188V189H145V187ZM171 186V187H170ZM112 187V188H111ZM138 187H139V191L140 192H138ZM142 187V188H141ZM169 187L171 188V189H173L172 187H173V184L172 185H170L169 184V186L168 187H166L167 189H169ZM95 188H97V190L95 189ZM117 188V189H116ZM137 188V190L136 191H133V194L131 193L130 194V192L132 191V190H135ZM4 189H6V190H4ZM93 189H95L96 191H94ZM98 189H100V191L101 192H99V190ZM111 189H113L114 191H112ZM146 190V192H144V191H142V190ZM151 189V188H150ZM166 189V191H168ZM124 190V193L122 194V192L121 191H123ZM126 190H129V191H126ZM170 190V189H169ZM92 191H93V193H94V195H95V197H94V195L92 194ZM97 191H98V193H97ZM108 191V192H107ZM117 193H116V192ZM119 191H120V193H119ZM170 191H173V190H170ZM9 190L7 189V188H5V186H2V187H0V263L1 264H7V262H5V261H7L8 260V264H15V262H17L16 264H27L26 262H28L29 261V264H30V260L27 258V257H25V255H23L21 252V255H23L22 257H24V259L22 258V257H20L21 255L19 254V252L17 253V250H16V253H14V255H13V253H12V251L14 252V250L15 249H13L12 250V247L11 246H13L12 245V238H9L10 237V234H9V232H10V229L11 228H9V227H11L12 226V224H13V222H15V218H14V216H13V213L12 212H16L17 213V211L19 210V206H20V204L18 203V205L17 204H11L10 202H11V200H9V203L8 202H5V201H7L8 200V194H9ZM87 192V191H86ZM112 192H114V193H116L117 195H115V194H113ZM135 192H137L136 194H138L139 193V195H135ZM142 192H144L145 194H147V195H145L144 193V195L142 194ZM155 192H156V194H155ZM169 192V191H168ZM99 193H101L100 194V196H99ZM141 193V194H140ZM105 195V197H103V195ZM119 194V195H118ZM122 194V195H121ZM125 194V197H127V196H129L128 197V199H126L123 195ZM128 194V195H127ZM87 195H88V193H87ZM97 195V196H96ZM137 196L136 198L138 199H140V201L141 202H139V200L138 201H134V200H137L135 197H132L133 199H132V202H131V210L129 209V208H127V206L129 205V204H126V205H124L126 202L125 201H128L130 198H131V196ZM140 195L141 196H143V198L141 199L140 198ZM149 195V196H148ZM99 196V198L100 199H103V198H105L104 200L106 201H102L101 202V200L99 199V198H97ZM111 196V197H110ZM118 196H120V197H118ZM122 196H123V199H122ZM139 196V197H138ZM155 196V197H154ZM87 197V196H86ZM107 197H108V199H107ZM113 197H114V199H113ZM117 199H116V198ZM146 197V198H145ZM149 197V198H148ZM154 197V198H153ZM118 198L121 200L120 202H122V201H124V203L122 202V203H120L119 201H118ZM145 198V199H144ZM150 198H152L153 199V201L150 199ZM7 199V200H6ZM117 201H116V200ZM5 200V201H4ZM98 200V201H97ZM114 200V201H113ZM131 200V199H130ZM149 200V201H148ZM87 201V200H86ZM109 201V202H110ZM145 201H146V203H145ZM148 201V202H147ZM151 201V202H150ZM101 202V203H100ZM105 202V203H104ZM129 201H128V203H130ZM137 202V203H136ZM100 203V204H99ZM117 203V204H116ZM139 203H141L142 204V206H139V205H137V204H139ZM150 203V204H149ZM151 203H153V204H151ZM103 204H105V205H103ZM116 204V205H115ZM119 204V205H118ZM123 204V205H122ZM134 204H135V206H134ZM140 204V205H141ZM13 205V206H12ZM94 205H96L95 204V202H94ZM145 205V208L143 207ZM146 205H148V206H146ZM134 206V207H133ZM137 206H138V210H136V211H138L139 212V210H141L142 211V209H144V211L145 212H148L147 214L146 213H144V211L142 212V214H141V212H140V214H135V213H138V212H133L135 209H137ZM150 206V207H149ZM12 207V208H11ZM98 207V206H97ZM108 207H113V206H111V205H108ZM122 207H125V208H122ZM130 207V206H129ZM142 207V208H141ZM146 207H148V209L146 208ZM122 208V209H121ZM113 209H114V207H113ZM125 209H128V210H125ZM148 210V211H146V210ZM153 209H154V214L152 213V211H153ZM12 210V211H11ZM152 210V211H151ZM109 212V213H108ZM117 212V213H116ZM131 212H133L132 214H131ZM149 212H150V214H151V216L152 217H150V214H149ZM160 213V215H158L159 213ZM128 213V214H127ZM130 213V214H129ZM155 213H158L157 215H158V218H157V215L155 214ZM12 214V215H11ZM94 214H92V216L94 215ZM108 214V215H107ZM149 214V216H145V215H148ZM110 215V216H109ZM128 215H130L129 216V218H128ZM132 215V216H131ZM134 215H136V216H134ZM140 215H142V216H140ZM91 216V215H90ZM136 217L134 220L136 221L137 220V224H134L135 223V221H133L132 219V217ZM145 218H144V217ZM154 216V217H153ZM95 217V216H94ZM103 217V218H102ZM110 217H113V218H110ZM138 217V218H137ZM14 218V219H13ZM96 219H98V217H95ZM108 218V219H107ZM131 218V219H130ZM146 219V221H142V220H139V219ZM154 218H156L157 219V221H156V219H154ZM95 219V220H96ZM105 219V220H104ZM114 219V220H113ZM115 219H116V221H115ZM147 219H148V221H147ZM149 219H151V220H153V221H151V220H149ZM61 220V222H63L62 220L63 219H60ZM94 220V221H95ZM99 220V219H98ZM111 220V221H110ZM139 220V221H138ZM89 221V222H88ZM107 221L109 222L110 221V223H107ZM112 221H114V222H112ZM118 221V222H117ZM140 221H142V222H140ZM159 221V222H158ZM100 222H102L103 224H101ZM122 221H121V223H123ZM147 222H149V223H147ZM154 222V223H153ZM131 223V224H130ZM141 223V224H140ZM146 223L147 224H150L149 226H147L146 225ZM152 223V224H151ZM159 223H161L160 225L162 226H160L159 225ZM10 224V225H9ZM87 224H91V225H87ZM106 224V225H105ZM107 224H112V225H108V228H105V227H107ZM128 225V226H130V227H132L133 226V224L135 225V227H137V226H139L138 224H140V225H142V227H145V226H147V228L150 230V229H152V230H150V231H154V227H155V231H156V229H157V232H155V233H157V234H152V232H150V231H146V232H149V233H151L152 235H154V237L155 236H159V237H155V239L152 237V235L150 236V234L148 235L146 232H144V228H143V230L141 229V226H139V228H140V230H139V228H137L139 231H137V229H136V231H135V229H133V228H130L128 231L129 232H131V233H129L127 230H125V229H128V226H124V225ZM130 224V225H129ZM96 225V226H95ZM98 225V226H99ZM102 225V226H101ZM105 227H104V226ZM122 225H123V227H122ZM153 225V226H152ZM88 226H90V227H88ZM93 226V227H92ZM97 226V228L99 229V227ZM120 226L123 228H120ZM160 226V227H159ZM6 227V228H5ZM103 229H102V228ZM109 227H111V228H109ZM152 227V228H151ZM159 227V228H158ZM8 228H9V230H8ZM91 228V229H90ZM94 228V229H93ZM160 228H162V229H160ZM93 229V230H92ZM104 229H105V233H106V231H107V229H108V233H115V234H120L121 232H123V231H125V232H123V234L125 235V237H128L127 235H126V233L130 236V239H131V235L130 234H134V235H132L133 237V239L135 240V242H134V240H132L131 239V241L133 242L132 244H134V246L135 245H137V246H135V248H132L133 250L135 249V252H137V254L136 253H134V254H136L135 256H134V254H132V253H130L129 251H131L130 249H129V247H128V240L129 239H127V238H125V242H123V241H121L122 239L121 238H123V237H121V238H119L121 235H116V236H118V238L120 239L119 241L117 240L118 238L114 235V234H112V236H111V234L109 235L110 237L108 238L109 240H107V237L108 236H103V234H104ZM111 229H113V230H111ZM133 229V230H132ZM101 230H102V234H101ZM111 230V231H110ZM119 230V231H118ZM146 230V229H145ZM6 231V232H5ZM66 230H64L63 229V231L62 232H65ZM94 231V232H93ZM116 231V232H115ZM140 231H143V233H141L142 235H147V238H148V236H150V239H154V240H157V241H154L155 243H157L156 245L155 244H152V245H154V246H149L150 244H148V246L146 245V243L147 242H149V238L147 239V241H146V239H145V241H144V237H146V236H143V237H141V235H139V233H140ZM160 231H161V233H160ZM118 232V233H117ZM66 233H67V231L65 232V233H63L62 235L64 236V235H66ZM108 233L107 234H104V235H108ZM7 234V235H6ZM61 234V233H60ZM59 234V235H60ZM89 234H91V235H89ZM122 234V235H123ZM161 234H162V236H161ZM62 235H60V236H62ZM96 235V234H95ZM113 235H114V238L117 240L116 241V243H114L115 241H114V238H113ZM9 236V237H8ZM89 236H91L92 238H90ZM97 236V235H96ZM98 237V236H97ZM104 237H105V239H104ZM142 239H141V238ZM160 237H161V239H160ZM9 238V239H8ZM113 239V241H112V243H110V241ZM163 238V239H162ZM97 239V240H96ZM101 239V241H98V240H100ZM111 239V240H110ZM140 239V240H139ZM85 240V241H86ZM123 240H124V238H123ZM9 241L10 242H12L11 244L9 243ZM94 241H95V243H94ZM130 241V240H129ZM130 241V242H131ZM138 241V242H137ZM140 241H142V242H140ZM153 241V240H152ZM152 241H150L149 243H151ZM162 242V244H163V246H162V244H161V242ZM86 242V243H87ZM108 244H107V243ZM118 242H121V243H118ZM122 242H123V244H122ZM129 242V243H130ZM140 242V243H139ZM98 243V244H97ZM106 243V244H105ZM119 245V247H115V245ZM137 243V244H136ZM92 244V245H91ZM109 244H110V246H109ZM124 244L125 245H127V247H128V249L126 250V253H123V251L124 250H120L119 248H124L125 246H124ZM141 244H144V245H141ZM11 245V246H10ZM83 245V246H84ZM96 245H98V247L96 246ZM131 245V244H130ZM160 245V246H159ZM89 246V248L91 249H89L88 251H86L87 250V247ZM94 246H96V247H94ZM101 246V247H100ZM108 246V247H107ZM114 246V248H111V247H113ZM122 246V247H121ZM133 246V247H134ZM138 246H140V248L142 247L143 248V250L142 249H139L138 250ZM9 247L11 248V250L9 249ZM137 247V248H136ZM146 247L148 248V249H150L149 251L151 252V250L153 249V247L155 248V247H157V249H155V251L156 250H158V252L156 251H154V253H157L156 254V256L154 255V253H148V250L147 251H145L146 250ZM161 247V248H160ZM14 248V247H13ZM95 248H97L96 250H95ZM50 249L52 250V247H50ZM50 249L48 248L47 250H48V252H51L50 251ZM53 249H56V247L55 248H53ZM76 249V250H75ZM86 251H84V250ZM104 249H105V251H106V249H108L106 252L104 251ZM111 249V250H110ZM116 249V250H118V251H120V252H117V251H115L114 252V250ZM126 249V248H125ZM145 249V250H144ZM46 250V251H47ZM129 250V251H128ZM140 250H142L141 252H146V254L144 253V255H145V257H143V254H141V252H138V251H140ZM162 250V251H161ZM53 251V250H52ZM75 251V252H74ZM90 251V252H89ZM93 251H96L97 253V255H96V257H95V260H96V258H97V260H98V258L100 257V259L97 261H92L93 259L92 258H94V254L93 253H95V252H93ZM100 251V252H99ZM110 251H112V252H114V254L112 253V255L110 254ZM128 251V252H127ZM159 251H160V253H159ZM74 252V253H73ZM93 252V253H92ZM105 252V253H104ZM109 253L110 254V256L107 254L106 255V253ZM125 252V251H124ZM134 252V251H133ZM164 254H163V253ZM47 253V252H46ZM73 255H72V254ZM84 255H82V254ZM116 253V254H115ZM117 253H119V254H117ZM138 253H139V255H138ZM17 254H19V255H17ZM69 254V255H68ZM82 255V257L81 256H79V255ZM89 256H88V255ZM101 254V255H100ZM120 254H121V256H120ZM124 254V255H123ZM160 254V257H157L158 255ZM75 255V256H74ZM91 255H92V257H91ZM100 255V256H99ZM119 255V256H118ZM123 255V256H122ZM140 255H142L141 256V258H140ZM15 256H16V258H15ZM104 256H106L105 258H104ZM139 256V257H138ZM147 256V257H146ZM150 256V257H149ZM19 259H18V258ZM77 257V258H76ZM115 257V258H114ZM149 257V258H148ZM156 257V258H155ZM84 258V259H83ZM87 258V259H86ZM118 258V259H117ZM127 258V259H126ZM134 258V259H133ZM138 258H139V260H138ZM143 258V259H142ZM144 258H147V259H144ZM154 258V259H153ZM5 259V260H4ZM21 259H23L24 261H25V263H24V261L22 262L21 261V263H20V261L19 260H21ZM70 259V260H69ZM82 259V260H81ZM107 260L106 262H105V260ZM116 259V260H115ZM141 259V260H140ZM152 259L153 260H155V261H152ZM3 260V261H2ZM17 260V261H16ZM87 260H90V261H87ZM111 260V261H110ZM130 260V261H129ZM132 260V261H131ZM15 261V262H14ZM18 261H19V263H18ZM80 263H79V262ZM87 261V262H86ZM118 261H120V263H117ZM136 260H134L133 261V263L132 264H134V262H135ZM10 262V263H9ZM12 262V263H11ZM74 262H76V263H74ZM83 262V263H82ZM127 262V263H126ZM147 263V264H150V263ZM32 264V263H31ZM140 264V263H139ZM146 264V263H145Z\"/></svg>",
	"mask_w": 264,
	"mask_h": 264
}]
</instances>
